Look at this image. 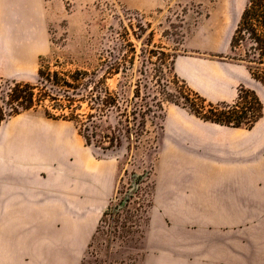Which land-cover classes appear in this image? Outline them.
<instances>
[{"label":"crops","instance_id":"0c3cea01","mask_svg":"<svg viewBox=\"0 0 264 264\" xmlns=\"http://www.w3.org/2000/svg\"><path fill=\"white\" fill-rule=\"evenodd\" d=\"M113 1L141 14L193 2ZM56 4L64 0H0V79L38 76ZM211 69L191 56L175 60V74L197 91L223 88V73ZM185 113L190 119L171 115L158 129L142 236L122 242L124 264H264V115L246 130ZM33 144L0 141V264H82L117 191L118 166Z\"/></svg>","mask_w":264,"mask_h":264},{"label":"rangeland","instance_id":"374dc122","mask_svg":"<svg viewBox=\"0 0 264 264\" xmlns=\"http://www.w3.org/2000/svg\"><path fill=\"white\" fill-rule=\"evenodd\" d=\"M246 3L247 0H193L192 3L167 4L157 13L141 14L113 0H64L62 8L57 4L52 6L56 20L49 22L50 51L41 58L48 60L52 70L64 71L97 66L105 61L99 59L100 55L106 58L108 51L113 52V60L122 65L128 66L127 62L133 58V72L118 74L109 80L114 88L125 80L144 79L139 70L154 68L153 64L158 67L160 56H150V50L160 46L180 56L214 63L216 69H211L212 73H223L222 89L208 87L197 91L189 87L208 102L232 103L239 87L243 86L254 91L264 106V87L251 79L244 64L230 59V39ZM129 45L134 46L135 54L131 53ZM37 79L35 75L22 83L35 84ZM42 111L43 108L22 112L3 122L0 141H31L41 151L47 149V142H52L56 157L65 149L71 150L74 161L76 152L82 149L95 160L116 162L117 191L107 207L113 212L101 220L82 264H124L127 250L122 242L138 243L142 236L143 213L149 206L157 152V143L151 144L158 138V128L148 127L138 149L104 153L87 147L72 122L46 118ZM185 112L189 113L174 104H166L162 125L168 123L171 115L190 119ZM258 125H264V118ZM40 157L43 158V154Z\"/></svg>","mask_w":264,"mask_h":264},{"label":"trees","instance_id":"16d2710c","mask_svg":"<svg viewBox=\"0 0 264 264\" xmlns=\"http://www.w3.org/2000/svg\"><path fill=\"white\" fill-rule=\"evenodd\" d=\"M129 47L135 54L134 46ZM230 51V59L244 64L251 79L264 87V0H247L232 33ZM157 55L158 67L153 64L154 68L138 71L144 79L125 80L114 88L109 80L133 72V58L128 66L122 65L108 51L106 58L100 55L105 61L97 66L68 71L52 70L48 60L41 58L35 84L0 79V125L22 112L43 108L46 118L72 122L87 147L105 153L138 149L149 126L162 127L166 104L223 127L251 130L263 118L264 107L254 91L240 86L232 103L208 102L175 74V51L154 46L150 56ZM156 143L157 138L151 145ZM111 212L107 209L101 220Z\"/></svg>","mask_w":264,"mask_h":264}]
</instances>
